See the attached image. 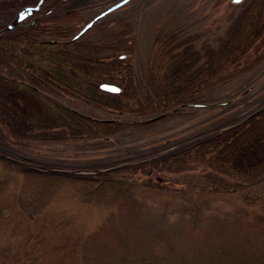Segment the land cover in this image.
I'll return each instance as SVG.
<instances>
[{"label": "rangeland", "instance_id": "rangeland-1", "mask_svg": "<svg viewBox=\"0 0 264 264\" xmlns=\"http://www.w3.org/2000/svg\"><path fill=\"white\" fill-rule=\"evenodd\" d=\"M116 1L66 0V5L52 13L80 5L81 10L65 20L78 28ZM228 2L126 0L102 17L104 25L96 26V21L84 35L96 38L110 32L118 21H130L134 49L129 58L135 77L141 80L147 63L155 57L151 40L157 30L179 29L185 35H195V42L206 39L214 43L237 9L231 11L235 7H228ZM11 15L12 8L0 4V23ZM263 19L264 3L259 21ZM263 46L264 31L241 64ZM68 55L70 66L65 71L82 86L99 89L100 82L118 85L102 78V68L83 61L109 59L116 53ZM4 73L13 79L0 98L9 118L28 121L22 115L44 116L45 104L22 85L23 73L17 69ZM52 96L98 118L135 121L152 116L94 107L71 93ZM200 97L211 98L202 99L203 103L228 102L187 105L179 115L160 118L144 128L127 127L109 137L15 143L7 136L0 141L14 158L43 159L79 171L103 170L146 157L228 126L259 106L264 101V58L229 81L203 91ZM46 178L25 175L0 163V264H264V231L249 224L257 212L264 214V176L262 181L250 183L210 173L190 162L180 171L144 166L95 174L90 181ZM108 179L126 190L115 195L104 186L94 192L98 180ZM21 200L27 201V207L19 206ZM164 200L183 209L167 208L171 212H164Z\"/></svg>", "mask_w": 264, "mask_h": 264}, {"label": "trees", "instance_id": "trees-1", "mask_svg": "<svg viewBox=\"0 0 264 264\" xmlns=\"http://www.w3.org/2000/svg\"><path fill=\"white\" fill-rule=\"evenodd\" d=\"M13 3V0H0L2 7L6 8L13 9ZM263 3L264 0H247L237 8L214 43L206 39L195 42V35H185L179 29L157 30L151 40L155 57L147 63L141 80L135 77L129 58L134 42L130 34L132 24L128 20L118 21L110 32L96 38L85 36L84 31L70 39L80 27L75 28L65 22L73 15L69 12L43 16L3 32L0 34V98L3 99L2 92L13 82L4 72L17 69L25 78L22 85L43 100L47 113L41 117L21 114L28 119L26 121L9 118L0 106V138L5 140L9 136L15 143H22L24 140L109 137L127 127L144 128L160 118L179 115L188 103L211 100L200 95L250 69L264 58L263 46L242 64L240 62L264 31V19L259 21ZM10 18L0 23V27ZM105 22L101 18L94 25H104ZM102 53L116 55L109 59L83 61L102 68L105 71L102 78L116 81L120 88L118 92L87 88L65 71L70 66L68 54ZM63 93H71L94 107L152 116L135 121L94 117L52 96ZM158 114L161 116L153 118ZM11 154L6 144L0 141V163L4 167L44 179L55 176L90 181L95 174L108 175L112 171L137 170L144 166L180 171L194 162L209 169L210 173L255 183L264 176V108L228 128L206 131L155 154L116 163L98 171L67 169L64 165L55 166L43 159L23 161ZM46 165L52 167L47 168ZM104 186L115 195L126 190L111 179L98 180L92 189L95 192ZM26 202L21 200L19 206L27 207ZM162 208L167 212V208L179 211L182 207L164 200ZM250 220L251 227L264 231V214L257 212Z\"/></svg>", "mask_w": 264, "mask_h": 264}, {"label": "water", "instance_id": "water-1", "mask_svg": "<svg viewBox=\"0 0 264 264\" xmlns=\"http://www.w3.org/2000/svg\"><path fill=\"white\" fill-rule=\"evenodd\" d=\"M42 1L43 0H37V2L35 4H33V5H25V6L18 7V9H17L16 13L14 14V16L6 24H4L3 26L0 27V34H2L5 31L11 30L13 28L23 26V25L20 24L21 20L28 14L36 13L38 11V8L41 5ZM125 1L126 0H118L115 3L111 4L110 6L106 7L105 9H103L102 11H100L99 13H97L90 20L85 22L70 37V39H74L77 36H79L80 34H82L87 28H89L93 24V22L95 20H97L98 18L102 17L107 12H110L114 8L120 6ZM233 1H237V0H233ZM35 19H36V17H33L32 20L29 23L33 22ZM29 23H27V24H29ZM98 87L101 90H104V91H107V92H113V93L118 92L120 90L118 85L110 83V82H100L98 84ZM227 102H228V100L217 101V102H209V103L196 102V103H188L187 105H194V106H220V105H223V104H225ZM263 108H264V103L260 104L259 106H257L253 110H251L248 114L244 115L241 119L237 120L236 122H234V123H232V124H230L228 126L216 129V130H222V129H225V128H228V127L232 126L233 124H237V123L243 121L245 118L257 113L258 111H260ZM160 116H161V114H158V115L154 116L153 118H157V117H160Z\"/></svg>", "mask_w": 264, "mask_h": 264}, {"label": "flooded vegetation", "instance_id": "flooded-vegetation-1", "mask_svg": "<svg viewBox=\"0 0 264 264\" xmlns=\"http://www.w3.org/2000/svg\"><path fill=\"white\" fill-rule=\"evenodd\" d=\"M14 1V3H13V5H14V8L12 9V15H11V18L14 16V14L16 13V11H17V9H18V7H21V6H25V5H33V4H35L36 2H37V0H13ZM66 0H43L42 1V3H41V5L39 6V8H38V11L36 12V13H31V14H28V15H26L22 20H21V22H20V24L21 25H25V24H27V23H29L31 20H32V18L33 17H36V19L35 20H37L38 18H40V17H43V16H48V15H53L54 13H52V11L54 10V9H57V8H59L62 4H65L64 2H65ZM247 0H237V1H233V0H230V2H228V7H235L234 9H232L231 11H233V10H235L236 8H239L240 6H242L245 2H246ZM112 4V3H111ZM110 4V5H111ZM66 5V4H65ZM110 5H108V6H110ZM80 5H76V6H68L67 8H63L62 9V13H66V12H69V13H72V14H76L78 11H80L81 9H80V7H79ZM107 6V7H108ZM106 8V7H105ZM105 8H103V9H105ZM102 9V10H103ZM102 10H100V11H102ZM99 11V12H100ZM73 12H75V13H73ZM98 12V13H99ZM108 13V12H107ZM106 13V14H107ZM81 14V13H80ZM97 14V13H96ZM96 14H94V15H92L88 20H90L93 16H95ZM106 14H104V15H106ZM103 15V16H104ZM102 16V17H103ZM102 17H100V18H102ZM10 18V19H11ZM100 18H98L97 20H95L94 22H96V21H98ZM34 20V21H35ZM87 20V21H88ZM33 21V22H34ZM93 22V23H94ZM122 56V55H121Z\"/></svg>", "mask_w": 264, "mask_h": 264}]
</instances>
